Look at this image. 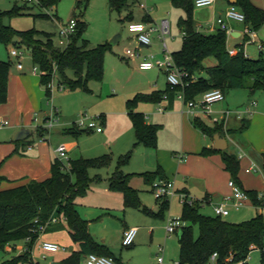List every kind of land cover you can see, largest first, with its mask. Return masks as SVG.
Segmentation results:
<instances>
[{"label": "trees", "instance_id": "obj_1", "mask_svg": "<svg viewBox=\"0 0 264 264\" xmlns=\"http://www.w3.org/2000/svg\"><path fill=\"white\" fill-rule=\"evenodd\" d=\"M59 0H39L44 7L54 6ZM82 0H78V5ZM230 5L235 4L246 16L245 25L258 31L264 25V8L253 0H237L235 3L227 0ZM173 4L181 7L185 15L180 17L179 25L183 35V42L178 50L173 52L177 65L185 69L189 75L188 84L184 87L169 85L168 90H153L138 92L128 99L127 106L136 134V145L157 147L159 125L148 123L143 112L136 106L143 101L160 102L164 96L177 95L184 91L186 99H194L205 91L220 89L226 94L234 88H249L252 91L264 90V55L250 57L244 54V44H238L239 51L230 54L228 49L229 35L225 30L218 28L212 32L198 29L194 17L195 0H172ZM128 0H111V5L120 11L126 6ZM18 12L0 11V41L6 45H26L30 51L34 64L38 65L42 73L41 81L46 87L47 95L51 94L48 83L57 73L58 84L70 89L83 88L89 90L88 83L91 79L102 80L105 72V54L111 43H101L94 47L89 46V41L83 38L86 22L77 17V30L71 42L65 48L57 46L50 33L45 38L40 37V32L35 29L18 30L13 25L5 22L6 14ZM132 15V14H130ZM124 18H129V16ZM131 20V18H129ZM16 35L20 40L13 42ZM250 39V34L245 35V41ZM18 48V47H17ZM213 58L214 64L207 60ZM12 62L0 59V105L9 98V77ZM194 124L201 131L211 137L215 133L223 134V126L209 125L200 117L193 119ZM246 124L242 126L245 128ZM76 124L69 129L80 133ZM90 131L91 129L83 128ZM48 127L43 124L37 127V132L45 136ZM221 153L226 169L232 178L241 185L238 173L240 160L233 153L205 146L203 155ZM133 151L122 154L118 158L116 170L108 178L111 189L120 190L124 195L125 204L139 206L146 213L157 217H164L170 206L169 199H158L159 210L155 211L143 205L139 190L131 185V178L141 175L148 183L158 177H165L161 166L155 171L142 173H126L122 167L127 164ZM113 156L109 153L98 157H79L70 159L69 164L56 156L52 163L51 175L45 179H29L23 183L0 189V249L17 241L27 239L26 250L12 258L3 260L0 264H18L20 261L31 262V250L39 236V225L47 224L56 214L60 222H49L46 232L67 229L79 249L71 251L61 260L62 264H82L83 257L95 252L100 255L116 257L111 248L98 242L89 228V221L85 219L76 206L78 196L86 194L90 185V166H103L110 164ZM0 183L6 179L1 173ZM103 180L102 177L97 178ZM242 186V185H241ZM254 205L261 203L258 191L247 190ZM202 200L195 199L192 203L183 202L182 218L186 221L184 231L179 235L180 260L182 264H236L247 262L250 252L255 248L262 250L260 264H264V215L258 213L244 221H230L220 215H209L201 211ZM67 217L63 222L61 215ZM38 220V221H36ZM194 225L199 227V235L194 234ZM218 253L216 261L211 257ZM117 262V261H116Z\"/></svg>", "mask_w": 264, "mask_h": 264}, {"label": "rangeland", "instance_id": "obj_2", "mask_svg": "<svg viewBox=\"0 0 264 264\" xmlns=\"http://www.w3.org/2000/svg\"><path fill=\"white\" fill-rule=\"evenodd\" d=\"M253 1L264 8V0ZM223 2V0H216L215 4L212 5L196 6L194 9L195 19L206 22V26L214 24ZM226 3L228 4V1ZM142 5H145V7H142ZM14 9L18 10V12L6 14V23L13 25L18 30H38L41 38H45V34L50 33L55 44L61 48L66 46L61 44L60 25L68 22L72 17H78L86 22L83 38L89 41V46L94 47L101 43L115 42L111 43L105 54L103 79H91L88 83L89 90L60 87L58 77L56 76L53 79L54 88L52 94L48 95L44 105L48 108L47 115L51 114L53 105L58 109V112L55 113L54 124L48 127L49 131L46 137L52 138L58 146L66 143L73 150V153L69 155L70 159L98 157L106 153L113 156L110 164L90 166L91 185L86 194L77 197L76 204L81 211L91 208V214L88 217L93 223L92 231L98 237L106 238V244L113 251L117 264H153L157 255L162 254L159 251L161 246L165 248V264H173L175 260H180L179 230L168 234L167 225L171 217L182 216L183 200L181 197L174 195L169 198L170 206L164 217L147 214L139 206H127L124 195L120 190L112 189L106 191L107 183L105 178L107 179L116 170L118 158L124 152L120 144L105 146L107 141L105 135L106 126L105 131L102 133L97 130L88 131L83 129L84 127H80V133L77 134L69 129L75 125V122L83 114H87L89 117L97 116L101 115L102 111L115 107L112 102L122 96L124 88L113 82L119 80V84L123 83L128 77L129 67L134 66V63H136L135 60L127 56L126 50L128 48L137 49L143 55L157 53L159 57H163L157 35L154 34L153 45L150 48L139 47L138 42L133 40L135 34L129 29L130 19L123 17L134 14L135 19H141L140 16L143 12L150 13L153 22H158L163 17H168L172 21V34L167 37V42L173 52L179 49L183 42V33L179 20L181 15H185V11L181 7L175 6L172 0H128V3L121 11L112 7L111 0H82L79 5L78 0H59L56 5L50 7L42 6L39 0L27 2L24 0H0V11L11 12ZM256 33L259 35V41H264V25ZM118 35H121V38L117 41L115 37ZM13 47H18L24 52L23 63L33 68L34 62L31 57V51L24 44L19 46L6 45L0 41V59L9 60L11 58L12 64L15 63L17 58L13 57L10 52ZM246 50L250 57H258L261 54L257 42L250 44ZM136 60L138 61V66H140V60ZM209 60L215 62L213 58ZM103 89L104 91H102ZM102 93H105L107 97L100 99L99 96ZM228 94H230V91ZM237 99L238 101L241 100L240 97H237ZM123 102L127 105L126 100ZM98 123L101 124V119H98ZM119 131H121L120 126L113 129L112 134H117ZM146 148L148 147H141V149L133 151L131 166L137 164V158L140 155L144 156L151 152L149 150H153V152L156 150L152 147ZM228 150L231 153H236L239 148L234 142L229 141ZM64 162L68 163L69 160ZM99 177H102L103 180L98 181L97 178ZM134 185L142 189L140 191L142 204L149 208L158 209L159 202L151 189V183H146L142 177H137ZM201 211L209 215L215 214L210 204L202 205ZM231 212L230 215L225 216L226 219L235 221L233 220L235 217L239 219L238 221H244L255 216L257 209L254 207L232 208ZM83 213L85 214V212ZM61 216L62 221L65 222L64 215L62 214ZM151 221L154 223L152 228L151 224H148ZM57 222H60V219ZM136 225L140 229L135 243L123 245V234H121L123 227ZM152 229L155 230L154 235H151ZM194 234L196 237L199 235L198 225H194ZM65 238L67 241L69 240V237ZM41 241V238H37L32 247V258L36 264H52L54 261L66 257L71 251L78 249V245L72 242L67 244L68 250L66 251L50 252L41 247ZM26 245L27 240L22 239L15 244L13 243L4 249H0V263L20 254V248H24ZM261 255L262 250L255 248L250 252L247 262L236 264H260ZM26 264L32 263L26 262Z\"/></svg>", "mask_w": 264, "mask_h": 264}, {"label": "crops", "instance_id": "obj_3", "mask_svg": "<svg viewBox=\"0 0 264 264\" xmlns=\"http://www.w3.org/2000/svg\"><path fill=\"white\" fill-rule=\"evenodd\" d=\"M223 1L224 4L222 3L216 18L222 15L230 5L229 2L228 4L226 3L227 0ZM129 18H131L130 21H153V18L148 12H143L140 16L141 19H135L134 14L130 15ZM228 21L232 26V36L228 38V46L237 47L238 44L246 43L245 35L247 31L245 23L236 20ZM205 23L196 20L197 27L200 30L212 32L219 28L216 22L214 25L209 24L210 26H206ZM256 37L257 40L260 39L258 33H256ZM133 40L138 42L139 47L150 48L153 45V43L151 46L143 45L138 41L136 34ZM261 41L264 42L263 40ZM250 44H254V42L248 43V45L244 44V47L247 48ZM149 54H145L144 56ZM132 59L136 63H134V66L129 67L126 80L121 84L118 83L119 80L113 82L124 88L122 96L113 100L112 104H115V107L101 112L103 130H97L99 133H102L105 131L106 126L107 130L105 135L107 141L105 146L120 144L122 150L126 153L131 150L136 151L141 149V147H148L146 149H149L150 146L136 145V134L133 122L129 115L128 106L123 101H128V99L132 98L138 92H149L153 90L166 91L169 88L167 74L164 70L156 67L152 69H141L136 59L141 61L143 57L142 59L141 57ZM9 61H12V59L10 58ZM207 62L208 64L215 63L211 60H207ZM228 92L222 101L213 104V115L222 117L225 109L232 110L226 120L222 119L218 122L223 126L224 130V133L221 135L226 137L228 142L224 150L231 153L228 148L229 141H232L239 148L233 154L237 158L239 152L244 154L242 158H238L240 160L238 178L242 187L246 190H264V90L252 91L249 88H235L230 90V94ZM47 97L46 87L41 81L40 74L34 73L32 66H26V64H24L23 68H18L16 59L10 70L8 101L0 105V117L11 120L10 127L7 126L8 128L5 127L6 129L0 128L1 173L6 177L0 183V189L23 183L29 179H45L51 175L52 163L57 156L56 149L58 145L52 138L49 139L46 135L41 136L37 132L38 125L44 123L47 117L48 108L44 105ZM104 97H107L105 93L99 96L100 99ZM237 97H240L241 100H236ZM253 100L257 101V103L253 104ZM160 106L164 107L163 111L159 110ZM136 109L143 112L148 123H154L160 126L158 131V145L157 147H152L156 149L154 152L153 150H149L151 152H148V154L144 156L140 155L137 158V164L135 166H131L132 159H130L122 167L126 173L155 171L161 166L164 176L172 178L175 181L177 190L185 191L191 198L198 200L207 197V201L202 202V204L203 206L204 204H210L212 208L214 202L223 199L231 192L229 180L232 176L225 167L222 154L219 152L210 155L202 154L205 146L209 148L214 147L215 138L203 133L193 122V119L198 116L209 125L215 126L218 123L213 120V115L197 113L193 116L189 114L186 112L183 100L175 94L164 98L160 102H140L137 104ZM240 110L243 111L242 115L238 113ZM36 117L38 120H36ZM245 124V128L242 129V126ZM118 126H120L121 131L117 134H112L113 129H116ZM25 128L29 129L30 133L25 138L18 139V133ZM66 146L68 155L72 154L73 150L67 144ZM124 152L123 154H125ZM181 153L185 154L183 159L179 157ZM253 161L263 168L262 172L247 171V167ZM109 177L107 179L105 178L107 183L106 191L112 190L108 183ZM137 177L142 176L135 174L131 178L130 183L139 190L140 195L142 189L134 185ZM244 207H254L257 209V214L263 213L264 215V212H262L264 208L256 207L252 201H249ZM77 208L81 215L89 221L90 232L94 238L98 242L107 245L105 237H98L92 231L93 223L90 217H88L91 214V208H87L86 211H81L79 206ZM151 209L157 211L159 207L158 209ZM233 220L238 221L239 219L234 217ZM64 221H67L66 216ZM148 224H151V228L154 226L152 221L148 222ZM127 227H123L121 234H123ZM154 233L155 230L152 229L151 235H154ZM65 237H69V240L67 241ZM37 238L64 244L67 246V250V244L74 242L67 229L50 232L45 231ZM74 243L78 245V243ZM20 249L22 252L23 248ZM62 259L58 260V262L61 263Z\"/></svg>", "mask_w": 264, "mask_h": 264}, {"label": "built area", "instance_id": "obj_4", "mask_svg": "<svg viewBox=\"0 0 264 264\" xmlns=\"http://www.w3.org/2000/svg\"><path fill=\"white\" fill-rule=\"evenodd\" d=\"M24 1H33V0H24ZM216 0H195L196 6H208L215 4ZM145 7V5H142ZM246 16L242 10H240L235 4L229 5V7L226 9V11L219 15L216 20L214 21L217 23L220 29L225 30L229 37L232 36V26L230 25L228 20H236L240 22H245ZM213 24V25H214ZM129 29L131 32L135 33L137 36V39L139 42L146 46H151L153 43V36L154 34L157 35L159 42L161 44V51L163 53V57H159L157 54H149L147 56H144L139 50L137 49H130L128 48L126 50V54L129 58H139L143 57V59L140 61V68L141 69H152V68H159L161 70H164L167 74V79L169 85L174 87H181L184 88L188 82L187 77L189 73L181 68L179 65H177V62L175 60L173 52L170 50L167 37L172 34V25L171 20L168 17H163L158 22H147V21H130L129 22ZM77 30V18L72 17L68 22L60 25V36H61V44H65L67 47L69 43L71 42L72 36L75 34ZM247 33L250 34V39L247 40V43L257 42L258 48L261 52L264 51V42L257 40L256 37V31L250 28L249 26H246ZM183 35L185 34L184 31H182ZM230 54H236L239 51V48L236 46H228ZM244 54L246 56H250L249 53L246 50V47L243 48ZM11 55L15 58H17V67L23 68V57L25 56L24 52L18 49L17 47H13L11 49ZM33 72L37 74H41L42 71L40 70L39 66L34 64L33 66ZM57 76V73H54V76L52 80L48 83L47 88L50 89L51 94L54 88L53 85V79ZM60 87H64L63 85H60ZM177 96L183 100L186 107V112H188L191 115H196L197 113H203L206 115H213L214 108L213 104L222 101L225 98V94L220 89H211L208 91H205L200 97H196L194 99H186L185 93L183 90H181ZM168 96L165 95L164 98H167ZM257 101L253 100V104H256ZM159 110L163 111L164 107L160 106ZM58 112V109L53 105L52 106V112L51 114L47 115L44 123H42L44 126L49 127L52 126L53 119L55 117V113ZM231 109H225L223 111L222 117L213 115V120L218 123L222 119L226 120L228 116L231 114ZM240 115H242L243 111L238 112ZM98 119H101V115L92 116L89 117L87 114L81 115V117L76 121V124L79 127H84L91 130H98L102 131L103 126L98 123ZM36 120L38 118L36 117ZM39 124L38 126L42 125ZM11 125V120L5 117H0V128H5L7 126ZM57 156L65 161L69 160L70 157L67 153V146L66 144H60L57 149ZM243 153L239 152L238 158L243 157ZM179 157L183 159L185 157V154L181 153L179 154ZM69 164V162H68ZM247 171L249 172H262L263 168L259 166L255 161H253L248 167ZM229 186L231 188V192L226 195L223 199L218 200L214 202L213 204V210L216 215L220 216H227L230 214L232 208L240 209L248 204L249 201H252L251 196L249 195L248 191L244 189L239 183H237L233 178L229 180ZM152 191L154 192L157 199H169L171 196L179 195L183 202L189 201L193 202L195 199L191 198L185 191H179L176 188L175 181L172 178L168 177H158L155 180H153L152 184ZM257 197L259 200H261V203L258 205H255L259 208H264V190L258 191ZM207 200H204L205 202ZM254 204V203H253ZM62 218V216H61ZM65 218V215H64ZM60 219L59 215L53 216L49 222H57ZM38 221V220H36ZM41 224L39 225L37 231L39 232V235L44 233L48 227V224ZM186 225V221L183 220L182 217H171L169 219L168 225H167V232L173 233L180 229H182ZM139 227L138 226H131L127 227L123 232V245H132L135 241L136 235L138 233ZM26 240H30L28 237ZM41 247L46 251H66L67 246L44 239L41 241ZM26 250V247L23 248V251ZM160 251L162 254H158L155 262L153 264H164L165 263V255H164V247H160ZM218 256L217 252H214L211 260L213 262L216 261V258ZM31 258H32V250H31ZM32 264H36L34 259L32 258L31 261ZM18 264H26L24 261H20ZM82 264H117L116 260L107 255H100L95 252L88 253L85 258L83 259ZM173 264H182L181 260H175Z\"/></svg>", "mask_w": 264, "mask_h": 264}, {"label": "water", "instance_id": "obj_5", "mask_svg": "<svg viewBox=\"0 0 264 264\" xmlns=\"http://www.w3.org/2000/svg\"><path fill=\"white\" fill-rule=\"evenodd\" d=\"M237 0H231V2H233V3H235ZM234 34V33H233ZM235 35V34H234ZM121 38V35H118V36H116L115 37V39L118 41V39H120ZM20 40V36L19 35H16L15 37H14V40H13V42H17V41H19ZM111 43H115L114 41L113 42H111ZM144 45V44H143ZM30 133V130L29 129H27V128H25V129H22L19 133H18V135H17V138L18 139H23V138H25L28 134ZM214 138H215V144H214V147L216 148V149H218V150H224V149H226V147H227V145H228V142H227V139H226V137H224V136H222L220 133H215V135H214ZM183 231H184V229L182 228V229H180L179 230V235H181L182 233H183ZM52 264H62V263H60V262H58V261H54Z\"/></svg>", "mask_w": 264, "mask_h": 264}]
</instances>
